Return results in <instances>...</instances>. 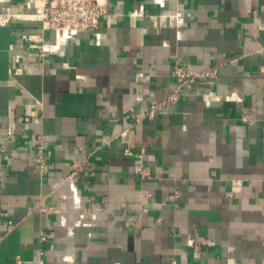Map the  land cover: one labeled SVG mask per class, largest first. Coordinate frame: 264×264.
Listing matches in <instances>:
<instances>
[{
    "label": "crops",
    "instance_id": "crops-1",
    "mask_svg": "<svg viewBox=\"0 0 264 264\" xmlns=\"http://www.w3.org/2000/svg\"><path fill=\"white\" fill-rule=\"evenodd\" d=\"M101 1L54 55L38 22L0 25V264H264V0Z\"/></svg>",
    "mask_w": 264,
    "mask_h": 264
},
{
    "label": "built area",
    "instance_id": "built-area-1",
    "mask_svg": "<svg viewBox=\"0 0 264 264\" xmlns=\"http://www.w3.org/2000/svg\"><path fill=\"white\" fill-rule=\"evenodd\" d=\"M23 9L31 13L26 16L15 15L11 11L0 15V25L8 23L10 19H20L35 21L40 24L41 34L29 35L28 47L30 50L38 52L39 57L44 55H54L59 51L61 44L72 40L80 31L97 30L102 17L106 15V5L101 0H25L22 5ZM51 31L55 34L53 43H48L43 39V32ZM172 75L179 86L187 85L191 87L199 80L212 79L216 75V69H207L205 71H195L181 65H174ZM176 100V96L171 97V101ZM155 111L152 109L149 117L154 116ZM244 122H249L248 117L244 115L241 118ZM114 139L125 145L123 148V155L130 156L131 152L128 149L127 130L114 136ZM32 141L37 144L36 148V163L40 170H44L45 159L42 146V137L40 135H32ZM87 166V158L82 157L78 161L71 163V171L66 180L76 195V180L85 171ZM136 172L141 175L143 179L148 177L147 169L138 165ZM77 197V196H75ZM177 197V193L170 196L171 199ZM44 235L40 236V242L44 241ZM41 254V252H40ZM21 264L20 261H17ZM41 263V261H40Z\"/></svg>",
    "mask_w": 264,
    "mask_h": 264
}]
</instances>
